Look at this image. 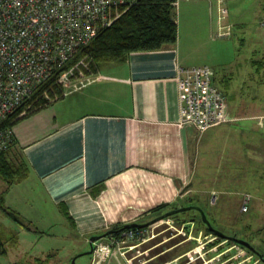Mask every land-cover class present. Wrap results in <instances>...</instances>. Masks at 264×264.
Masks as SVG:
<instances>
[{"label": "crops", "instance_id": "0c3cea01", "mask_svg": "<svg viewBox=\"0 0 264 264\" xmlns=\"http://www.w3.org/2000/svg\"><path fill=\"white\" fill-rule=\"evenodd\" d=\"M183 1L209 3L181 0L179 6ZM208 15L213 30L214 9ZM180 40L179 34L174 46L132 53L125 63L114 64L112 75L99 71L70 80L62 101L13 128L11 154L25 160L42 198L35 202L49 213L48 221L62 219L80 242L117 226L151 221L154 212L176 210L196 192L191 180L200 147L196 128L181 125L186 93L176 76L178 66L197 64L194 49L184 53ZM89 81L92 90L85 88ZM82 83L74 100V89ZM257 110L237 112L227 103L229 121L204 132L207 156L220 146L219 168L243 156L264 162V120L259 119L264 113Z\"/></svg>", "mask_w": 264, "mask_h": 264}, {"label": "rangeland", "instance_id": "374dc122", "mask_svg": "<svg viewBox=\"0 0 264 264\" xmlns=\"http://www.w3.org/2000/svg\"><path fill=\"white\" fill-rule=\"evenodd\" d=\"M211 5L215 16L213 30L208 15ZM227 9L230 15L228 19L226 16L224 22L230 25L232 36L219 38L215 33L218 28L216 1L212 0V4L183 1L174 10L183 52L186 53L191 46L194 49L192 60L197 64L194 66H209L214 70V84L226 96L231 109L239 112L252 108L254 114L258 113L257 109L264 113V0H228ZM254 61L256 64L253 65ZM259 63H263L262 67ZM115 68V65L102 66L100 73L104 77L109 76L115 73ZM92 81L84 82L85 88L92 90ZM84 84L76 85L74 100ZM259 119L264 120V115ZM204 134L196 133L200 152L196 162V178L191 180L196 192L185 196L186 199L179 202L177 207H201L216 230L249 242L264 257V162L243 156L240 161L238 159L239 163L221 169L217 153L220 146L211 156H207L209 140L207 133ZM240 152L242 156L243 149ZM36 186L29 176L13 184L0 178V235L7 250L6 255H0V264H73L77 256L80 257L76 259V264H205L208 258L233 245L230 240L211 250L218 241H209L216 235H207L208 225L197 212L192 211L175 213L177 217L171 215L146 229H140L143 235L132 242H123L122 246L126 248L122 250L113 248L110 254H86L91 249L88 241L80 242L71 233L72 230L63 225L62 219L48 221V212L45 215L42 209L44 206L35 202L41 198ZM35 190L37 193H34ZM246 194L253 200L249 212L242 213V200ZM6 211L31 226L33 231L21 227ZM154 213L152 219L167 212ZM192 217L196 218L195 221L178 224V218L184 220ZM132 221L135 220L132 218ZM147 221L144 219L133 223ZM174 235V239L170 240ZM111 238H114L113 235L98 241L110 242ZM245 249V254H254L253 260H256L255 256L259 257ZM225 254H228L224 257L226 260L238 254V251L232 249ZM257 261V264H264L260 257ZM237 262L239 259L233 258L227 264ZM244 264L251 263L248 261Z\"/></svg>", "mask_w": 264, "mask_h": 264}, {"label": "built area", "instance_id": "2783aa9c", "mask_svg": "<svg viewBox=\"0 0 264 264\" xmlns=\"http://www.w3.org/2000/svg\"><path fill=\"white\" fill-rule=\"evenodd\" d=\"M180 1L173 3L174 9H178ZM207 1L212 4V0ZM215 1L219 22L216 36L230 38V25L224 23L228 0ZM137 4L138 0H0V124L31 100L40 86L74 60L102 30ZM174 21L177 23L176 17ZM69 74L63 72L59 76L58 82L64 87L70 81ZM176 77L179 89L186 93L182 97L181 125H192L204 133L229 121L225 96L214 84L215 72L211 67L178 66ZM14 144L13 128L0 126V155ZM251 202L250 195L243 196L242 213H248ZM142 235L143 230L126 229L110 242L94 243V254H110L113 248L122 250L126 248L123 242H132ZM213 240L218 243L211 250L230 241L214 236L209 243ZM232 249L238 254L225 260L228 255L225 253ZM246 251L233 241L231 247L204 261L205 264H227L236 258L239 262L235 264L248 261L257 264L254 256L245 254Z\"/></svg>", "mask_w": 264, "mask_h": 264}, {"label": "trees", "instance_id": "16d2710c", "mask_svg": "<svg viewBox=\"0 0 264 264\" xmlns=\"http://www.w3.org/2000/svg\"><path fill=\"white\" fill-rule=\"evenodd\" d=\"M175 1L138 0L137 5L126 11L112 26L102 30L89 46L83 48L74 60L70 61L50 80L40 86L33 98L25 102L0 126L14 128L19 123L62 101L65 98V87L58 80L63 72H71L73 70L70 80H75L84 76L98 74L102 66L123 64L132 53L158 51L176 45L179 31L178 24L174 21L175 9L173 3ZM260 65L262 66L263 63ZM12 149H14V145L9 151L0 155V178L13 184L21 182L28 176V166L23 157L14 158L16 155L11 154ZM192 211L197 212L202 218L201 213L195 208L183 211V213L186 214ZM6 214L27 231H33L31 226L21 222L16 215L8 211H6ZM177 216L178 214L172 217ZM195 219L193 217L184 220L178 218V224L195 221ZM124 230H126L124 225L117 226L110 231L107 237L110 235L117 236ZM206 234L218 236L208 226ZM6 254L7 250L0 235V255ZM251 255L254 256V254ZM255 257L259 260V257Z\"/></svg>", "mask_w": 264, "mask_h": 264}, {"label": "water", "instance_id": "95a60500", "mask_svg": "<svg viewBox=\"0 0 264 264\" xmlns=\"http://www.w3.org/2000/svg\"><path fill=\"white\" fill-rule=\"evenodd\" d=\"M192 208L197 209V210L201 213V215H202V220L204 221V223H205L206 225H208V227H209L212 231L215 232V234H217L218 236H220V237H222V238H228L229 240H232V241H234V242H236V243L242 245L243 247H245V248H247L248 250L252 251L253 253L257 254V255L261 258V260L264 262V258H263V256L261 255V253H259V252H258V251H257V250H256V249H255L250 243H249V242H247V241H245V240H242V239H239V238H237V237H235V236H233V237L227 236V235H225L224 233H221L220 231H218V230H216L214 227H212L211 222L209 221L208 217L206 216L204 210H203L201 207H197V206H188V207H183V208H179V209H176V210H171V211H169V212L163 214L162 216H159V217H157V218H155V219H153V220H151V221H149V222H147V223H143V224H140V223H131V224H126V225H124V227H125L126 229H131V228L142 229V228H146V227H148V226L154 225L155 223H157V222H159V221H161V220H163V219H165V218H167V217H169V216H171V215H174L175 213H181V212H183V211H188V210H190V209H192ZM109 234H110V231L104 233L103 235L92 236V237L90 238V241H89V242H90L91 249H90V251L87 252L86 254H90V255L93 254V253H94V243L97 242L98 240L102 239V238L107 237ZM82 254H84V253H82ZM82 254H81V255H82ZM78 257H80V256H77V257L73 260V262H72L73 264H76V259H77Z\"/></svg>", "mask_w": 264, "mask_h": 264}]
</instances>
